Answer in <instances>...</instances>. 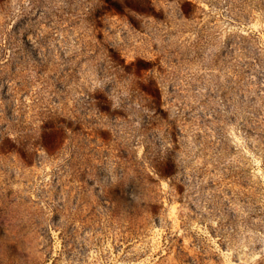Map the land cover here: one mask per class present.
Returning <instances> with one entry per match:
<instances>
[{
	"label": "rangeland",
	"instance_id": "obj_1",
	"mask_svg": "<svg viewBox=\"0 0 264 264\" xmlns=\"http://www.w3.org/2000/svg\"><path fill=\"white\" fill-rule=\"evenodd\" d=\"M0 264H264V0H0Z\"/></svg>",
	"mask_w": 264,
	"mask_h": 264
}]
</instances>
